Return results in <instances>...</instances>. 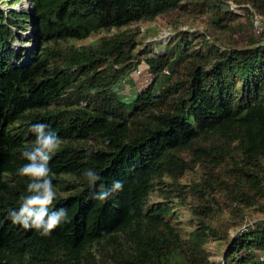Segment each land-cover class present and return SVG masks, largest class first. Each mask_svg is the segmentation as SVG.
<instances>
[{"label":"trees","instance_id":"trees-1","mask_svg":"<svg viewBox=\"0 0 264 264\" xmlns=\"http://www.w3.org/2000/svg\"><path fill=\"white\" fill-rule=\"evenodd\" d=\"M29 1L30 13L0 10V264H264V41L235 40L238 15L218 11L264 15V0ZM211 12L216 33L180 29ZM170 14L164 43L132 28ZM26 20L40 44L29 52L14 47ZM141 66L152 81L122 97ZM40 123L63 141L50 210L69 217L48 237L9 218ZM85 168L101 177L94 186ZM114 181L121 191L93 198Z\"/></svg>","mask_w":264,"mask_h":264},{"label":"clouds","instance_id":"clouds-1","mask_svg":"<svg viewBox=\"0 0 264 264\" xmlns=\"http://www.w3.org/2000/svg\"><path fill=\"white\" fill-rule=\"evenodd\" d=\"M32 132L36 137L34 144L30 149L22 152V158L26 163L17 169V175L27 180V194L21 195L19 208L11 210L9 218L14 225H19L25 230L34 229L39 235L48 237L69 219L68 210L65 208L50 210L56 200L54 173L50 162L60 150L63 141L43 123L34 125ZM82 177L91 186L101 180L93 168L83 169ZM122 189L123 185L120 181H114L107 188L101 184L99 192L93 198L107 202Z\"/></svg>","mask_w":264,"mask_h":264},{"label":"rangeland","instance_id":"rangeland-1","mask_svg":"<svg viewBox=\"0 0 264 264\" xmlns=\"http://www.w3.org/2000/svg\"><path fill=\"white\" fill-rule=\"evenodd\" d=\"M249 6V5H248ZM220 8L218 11H221V14H224L225 12H229L228 16L231 17V13L238 15L237 19L234 20V24L238 25L240 28H237L238 30H230L232 32L233 37L237 41H243L245 39V33L248 32V34H254L257 36L258 40L264 41V15H261L259 13L254 12L252 9L250 12L246 11L244 8H239V6L231 3H221ZM0 10L4 12H8L10 10L16 11L18 14H22L23 12L30 13L32 11L31 2L29 0H14L13 5L12 4H0ZM261 16L262 17V28L263 32L261 34L258 33L257 29L254 25V19L255 16ZM214 12H211L209 20L204 17L203 14L195 13L193 14L192 18H194L193 22H190L189 24H185L181 26V30L184 31H200L201 34L204 36L206 31H209V33H216L218 29H216L215 25H212L211 20L213 19ZM176 16L175 14L166 15L164 17L159 18L155 23L151 25H133L132 28H140L141 31V41L146 40V31L151 30L149 35V39L147 42H155L158 41L159 43H164L168 41V39L175 34L173 22L175 20ZM191 19V18H190ZM26 29L24 31V37H25V43L23 45L20 44V42H16L14 44V47L20 50H33L38 46L40 47V44L38 43L35 34L37 32L36 24L33 21L26 20ZM191 21V20H190ZM223 22V21H222ZM232 29V28H230ZM114 30L112 33H115ZM108 33H102L100 36L107 35ZM100 36H97L96 38H99ZM96 38H89L88 40L82 41L79 44H88L91 41H93ZM146 70V69H145ZM152 81V76L149 74V72H144L142 76L139 78L130 79L125 86H120L118 89V92L121 93L122 97L131 99L134 97L142 88L147 86ZM195 174L188 175V179H195ZM186 180H183V182H186ZM223 203V201H220ZM187 219V218H185ZM211 248L214 252H216V255L211 258V261L219 262L223 260L222 256H218L219 254H222L226 249L224 246H219L215 243L211 244Z\"/></svg>","mask_w":264,"mask_h":264},{"label":"built area","instance_id":"built-area-1","mask_svg":"<svg viewBox=\"0 0 264 264\" xmlns=\"http://www.w3.org/2000/svg\"><path fill=\"white\" fill-rule=\"evenodd\" d=\"M254 25L255 28L257 29L258 33L261 34L263 31L262 28V17L257 15L255 16L254 19ZM146 68L144 66H141L139 69L135 70L134 72H132L130 75H128L127 78H125L122 82H121V86H125V84L130 80V79H134V78H139L140 76H142L144 74V72Z\"/></svg>","mask_w":264,"mask_h":264}]
</instances>
